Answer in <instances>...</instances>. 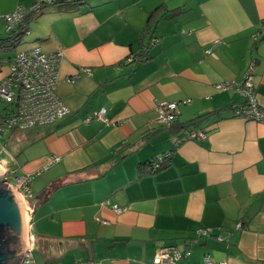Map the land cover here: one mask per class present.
Listing matches in <instances>:
<instances>
[{"label": "crops", "instance_id": "obj_1", "mask_svg": "<svg viewBox=\"0 0 264 264\" xmlns=\"http://www.w3.org/2000/svg\"><path fill=\"white\" fill-rule=\"evenodd\" d=\"M33 1L0 0V36L2 14ZM157 6L164 12L144 33ZM263 18L264 0H81L30 18L16 51L62 52L56 92L70 111L10 132L17 154H4L35 174L33 258L22 264H153L169 246L189 250L180 264H202L204 254L264 264V123L235 115L242 93L216 88L254 60L264 108V38H253ZM169 102L175 121L194 120L186 134L205 137L160 122L158 105Z\"/></svg>", "mask_w": 264, "mask_h": 264}, {"label": "built area", "instance_id": "obj_2", "mask_svg": "<svg viewBox=\"0 0 264 264\" xmlns=\"http://www.w3.org/2000/svg\"><path fill=\"white\" fill-rule=\"evenodd\" d=\"M49 0H35L30 4L19 5L12 11L2 14L5 29H12L17 22L30 17L41 11L40 4ZM29 17V18H30ZM28 32V30H26ZM264 38V18L261 26L255 34ZM210 51V50H208ZM62 57L60 50L45 53L38 46L20 49L15 52L8 62L7 73L0 78V132L6 129H22L35 125L52 124L64 117L70 110L61 101L56 92V85L59 77V63ZM254 69V60L249 64V68L239 81H223L216 84L219 90L234 89L244 95V102L235 106V115L245 120L264 123V108L258 105L255 96L254 84L251 79V72ZM88 71L87 67L82 68ZM76 76L72 77V81ZM179 113L177 102H169L158 105V120L169 123L176 119ZM99 119L106 121L104 111H101ZM92 115L86 117L90 120ZM189 138L201 139L205 137L202 132L190 131ZM6 153L7 148L0 146V154ZM162 163V157H158L153 162V167L157 168ZM2 166V165H1ZM4 182L10 185L18 194L31 197L29 183L35 174L18 173L14 180H10L8 173L18 172L17 168L8 170L2 167ZM116 212H122L125 207L113 205ZM100 220V219H99ZM106 222L105 220H100ZM30 226V223H29ZM201 235L210 233L209 228H202L198 231ZM221 239L220 236H218ZM33 238L26 234V250L20 264L31 262ZM188 249H179L177 246H169L159 249L152 258L153 264H180V261L187 257ZM202 264H227L222 260L216 262L208 254H204Z\"/></svg>", "mask_w": 264, "mask_h": 264}, {"label": "water", "instance_id": "obj_3", "mask_svg": "<svg viewBox=\"0 0 264 264\" xmlns=\"http://www.w3.org/2000/svg\"><path fill=\"white\" fill-rule=\"evenodd\" d=\"M35 206L28 212L31 216ZM24 210L18 193L0 170V264H20L26 250Z\"/></svg>", "mask_w": 264, "mask_h": 264}, {"label": "rangeland", "instance_id": "obj_4", "mask_svg": "<svg viewBox=\"0 0 264 264\" xmlns=\"http://www.w3.org/2000/svg\"><path fill=\"white\" fill-rule=\"evenodd\" d=\"M17 6H19V5H17ZM255 34H256V32H254L253 38L255 37ZM0 37H5V36H0ZM16 48H17L16 45L15 46L10 45L9 41L0 40V63L7 61L10 58V56L14 55ZM40 126H47V125L46 124L35 125V126L28 127V128L18 129V131L34 130V128H38ZM11 130L14 131V129H6V131L4 130V131L0 132V146H5L7 148V150L13 156H16L17 153H16L15 146L17 144V142H16L17 140H16L15 136H12V133H10ZM0 161H3L6 164V167L8 168V170L16 168L15 162L13 163L12 160H10L9 156L5 155L4 153L0 154ZM17 174H18V172L8 173V177L10 180H14V178ZM22 200H24L23 201L24 207L26 206L25 211H24V216H26V219H27V226L25 227L26 231L24 232V236L26 237V234L30 235V233L28 231H29V223L31 220H30V215L28 214V212L32 209V206H30L28 204L27 196L23 197Z\"/></svg>", "mask_w": 264, "mask_h": 264}, {"label": "trees", "instance_id": "obj_5", "mask_svg": "<svg viewBox=\"0 0 264 264\" xmlns=\"http://www.w3.org/2000/svg\"><path fill=\"white\" fill-rule=\"evenodd\" d=\"M35 1V0H34ZM81 0H49V1H46V2H43L42 4H40V9L43 10L49 6H53V5H61V4H68V3H78L80 2ZM32 3V2H31ZM162 7L161 6H157L155 7L150 13H149V16H148V19H147V23H146V27L144 29V33L146 32H149L150 29L153 27V21L159 16V15H162V13L164 11H162L161 9ZM161 10V11H160ZM161 13V14H160ZM33 16V15H32ZM31 16V17H32ZM30 14H28L25 18H23L22 20H20L19 22H17V24L10 30H6L5 29V34H7V36L5 37H0V40H5V41H9L10 42V45L12 46H17L18 44V41H19V37L21 36V34L26 30V27L28 25V22L30 20ZM146 46H149V45H146ZM234 90V89H233ZM58 121V120H57ZM175 121V120H174ZM172 121L170 122V124H174V123H177V127H178V133H180V136L182 135H185L186 132L185 130L189 128L190 125H193V121L194 120H191L189 121L187 124H183L181 122H177V121ZM175 125V124H174ZM190 131H193V130H189L187 132L186 135H188V133ZM195 132H202L206 135V132L204 131H195ZM193 139H196V138H193ZM155 160H152V161H149V167H150V170L149 171H153L152 170V164Z\"/></svg>", "mask_w": 264, "mask_h": 264}, {"label": "bare ground", "instance_id": "obj_6", "mask_svg": "<svg viewBox=\"0 0 264 264\" xmlns=\"http://www.w3.org/2000/svg\"><path fill=\"white\" fill-rule=\"evenodd\" d=\"M0 170L1 171H3V169H2V167L0 166ZM18 196L20 197V199H21V202H22V204H23V201L24 200H22V196L20 195V194H18ZM22 197V198H21ZM26 202V201H25ZM26 207V206H25ZM25 207H24V205H23V210L25 211ZM28 217V216H27ZM24 221H25V223H24V225H25V227L27 226V219H26V216H24ZM27 229V228H26ZM26 240V239H25Z\"/></svg>", "mask_w": 264, "mask_h": 264}]
</instances>
